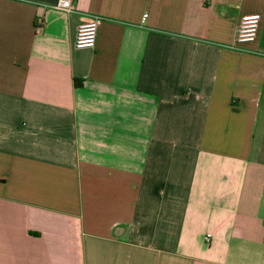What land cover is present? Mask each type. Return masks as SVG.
<instances>
[{"label": "crops", "instance_id": "obj_1", "mask_svg": "<svg viewBox=\"0 0 264 264\" xmlns=\"http://www.w3.org/2000/svg\"><path fill=\"white\" fill-rule=\"evenodd\" d=\"M56 1L0 0V264H264V0Z\"/></svg>", "mask_w": 264, "mask_h": 264}, {"label": "built area", "instance_id": "obj_2", "mask_svg": "<svg viewBox=\"0 0 264 264\" xmlns=\"http://www.w3.org/2000/svg\"><path fill=\"white\" fill-rule=\"evenodd\" d=\"M53 9L71 13L74 11V0H57ZM147 14L143 16L146 18ZM260 14H251L243 16L236 29L235 41L237 43H248L255 41L258 33L259 24L261 22ZM102 18L100 16H92L89 21L78 26L74 46L80 48H93L96 44L98 26ZM210 235H206L208 242Z\"/></svg>", "mask_w": 264, "mask_h": 264}]
</instances>
